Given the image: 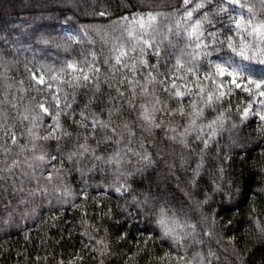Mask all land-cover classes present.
<instances>
[{"label": "clouds", "instance_id": "obj_1", "mask_svg": "<svg viewBox=\"0 0 264 264\" xmlns=\"http://www.w3.org/2000/svg\"><path fill=\"white\" fill-rule=\"evenodd\" d=\"M107 4L99 12L89 11L90 5L99 7L96 0H48L41 5H60L47 17L54 21L64 14L63 24L29 33L31 42L55 50L57 72L65 70L62 82L52 81L51 74L46 77V83L59 88L58 97L31 84L30 76L14 80L8 65L0 67V224L19 229L48 204H73L81 195L73 182L76 177L85 188L81 210L88 206L89 186L106 189L105 199L107 192L115 193L125 210L142 215L161 242L184 254L179 264H247L237 241L221 235L224 227L216 217L221 206L235 207L246 199L239 178L243 173L236 171L233 160L252 147L241 130L251 116L241 120L237 109L248 103L232 106L229 98L237 89L227 92L230 84L217 75L216 67L238 68L244 80L264 79V35L256 31H264V0ZM125 8L130 17L112 19ZM105 15L107 23L81 24L83 16ZM218 24L224 28H215ZM117 46L127 52L123 67L113 60ZM69 62L81 68L92 63L99 72L88 81L75 79L76 74L67 71ZM220 84L227 94L220 95ZM102 85L113 92L105 93ZM82 89L87 90V102L76 113L73 105ZM177 90L183 93L179 97ZM99 95L106 100L96 111L92 104ZM225 134L226 139H217ZM259 134L264 137V124ZM257 166L264 173V156L252 167ZM97 175L100 180H95ZM251 187L264 196V187ZM111 215L110 209L102 210L101 218ZM79 223L84 226L81 235L95 240L90 251L99 264H105L102 258L117 256L106 226L88 217ZM245 223L243 251L247 242L264 244L260 199L253 197ZM101 228L103 235H98ZM167 264L176 262L168 256Z\"/></svg>", "mask_w": 264, "mask_h": 264}, {"label": "trees", "instance_id": "obj_2", "mask_svg": "<svg viewBox=\"0 0 264 264\" xmlns=\"http://www.w3.org/2000/svg\"><path fill=\"white\" fill-rule=\"evenodd\" d=\"M47 2L48 0H0V32L4 33V37L7 39L18 33L24 34V37L28 39L26 44L30 46L31 51L35 52L34 56H28L24 52L25 47L11 51L9 46L4 43V39L0 41V67L8 65L10 76L14 80L22 81L28 76L32 77L33 68L59 67V60L55 58L54 54L55 50L45 45H37L29 39V33L33 30L51 29L57 23H64L63 12L60 13L58 21L47 18L54 8L60 7V5H54L49 9L41 7ZM96 2L99 7L90 5L89 11L95 8L99 12L108 7L107 0L105 3H100V0H96ZM132 11L135 12L138 9L134 8ZM124 15L130 17L132 13L125 8L123 12L114 15L112 19H119ZM108 21L107 15L95 18L81 17V24H100ZM6 28L9 29V36L8 33H5ZM215 28L223 29L224 25L218 24L215 25ZM215 28L210 30H215ZM149 59L152 63L156 62L154 56H150ZM13 62H15V67H12ZM101 67L105 66L101 65ZM257 75L261 74L257 73ZM30 83L38 88H44L42 85H37L32 79ZM124 87L121 85L122 89ZM102 88L105 93L113 92L107 85H102ZM49 91H55V88L52 87ZM236 91L237 95L229 98L233 107L253 100V97L239 89ZM30 95H35V93H30ZM86 95H88L87 90L82 89L77 96L78 102L73 105L76 113H79L81 107L87 102ZM105 100L106 96L99 95V99L92 104L93 109L100 111ZM102 115L104 114L102 113ZM74 118L79 120L80 117L76 115ZM47 122L50 123V119ZM65 122L70 125L72 130H75V125H71V122L67 120ZM261 124L264 122L260 121L257 116H251L246 124L241 126L245 138L252 144V147L246 154H237L233 160L236 171L243 173L239 178L244 180L246 199L240 201L235 207L221 206L216 217L224 227L221 235L226 239L237 241L239 249L247 258V264H264V244L252 246L251 242H247V251H243L246 241L242 234L246 229L245 213L252 204L253 197L264 203V196L260 192L253 191V187H251L253 185L257 189L264 187V183H262L264 173L260 172L259 166L252 167L264 156V137L259 134ZM217 139H226V134ZM110 147L109 145L108 150ZM242 156L244 157L243 162ZM100 178L97 175L95 180H100ZM73 182L81 193L73 204L57 205L53 202L39 210V216L34 223L25 224L19 229L4 228L5 230L0 232V264H71L72 261H77L78 264H99L97 254L90 251L95 240L90 241L86 236L81 235L84 226L79 221L82 217H88L93 224L106 226L109 230V239L114 245L113 251L117 253V256L102 258L105 259V264H167V258L161 259L165 257V253H169L172 261L179 264V259L184 254L169 242H161L142 215L132 208L125 210V202H118L115 193L107 192L108 198L105 199L103 194L107 191L106 189L89 186L87 188L89 203L85 210H81L78 206L85 202V188L78 183L76 177H73ZM98 197L100 198L99 202L92 203ZM109 209L112 213L111 217L102 219V210L108 211ZM98 235H103L102 228ZM117 237L123 239H116ZM134 256L135 260H133Z\"/></svg>", "mask_w": 264, "mask_h": 264}, {"label": "snow or ice", "instance_id": "obj_3", "mask_svg": "<svg viewBox=\"0 0 264 264\" xmlns=\"http://www.w3.org/2000/svg\"><path fill=\"white\" fill-rule=\"evenodd\" d=\"M239 23V22H238ZM258 35H264V31L261 30V28L256 29ZM69 39H73V37L69 36ZM247 46H245L246 51ZM116 54L113 57L114 63L117 66L123 67L124 65V58L127 55V52L125 50H122L119 46L115 49ZM241 55L244 54V51L240 53ZM95 59V57H93ZM264 63V60L261 61ZM39 71L43 74L36 75L33 74L31 79L35 81L37 85H43L44 88H48V90L52 89V83L47 82L46 83V77L48 75H52V81H58L62 82L65 74L64 69H60L58 72L55 68H50L48 66H41ZM67 71L69 73H74L75 79H83L84 81H88L93 73L99 72V68H96L94 64L89 63L86 68H81L77 64H74L72 62H69L67 64ZM216 72L219 77H221L223 80L227 81L230 84V88L227 90L228 93H230L233 90L239 89L242 90L244 93L248 94L250 97H253V100H251L246 106H243L242 111L240 109H237V111L240 112V118L241 120H247L250 116H257L260 121L264 122V79H253L248 78L247 80H244L240 76V70L238 68H226L220 65H217ZM173 80L176 78L173 77ZM207 79V77H205ZM131 83V81H129ZM217 87L220 89V95L227 94L226 91L223 88V84L217 85ZM200 91H203V89H200ZM54 95V97H58L59 88H55V91H51ZM183 93L180 90L176 91V95L179 97ZM208 101H212V95L209 94ZM257 104L259 105L257 107ZM41 110L46 111V105L42 102L41 103ZM93 124L95 121L92 122ZM92 124H89V127H91ZM212 129L210 128V132ZM13 142H15V136L13 135L11 137ZM211 255V253H210ZM168 256H170L169 253H165V257H162L161 259H165Z\"/></svg>", "mask_w": 264, "mask_h": 264}, {"label": "rangeland", "instance_id": "obj_4", "mask_svg": "<svg viewBox=\"0 0 264 264\" xmlns=\"http://www.w3.org/2000/svg\"><path fill=\"white\" fill-rule=\"evenodd\" d=\"M61 24H63V23H61ZM8 32H9V29L6 28L5 33H8ZM67 34L75 35V33H66L65 35H67ZM8 36H9V33H8ZM2 39H4V43H5L6 45L9 46V48H10L11 51L16 50V49H18V48H23V47H25L26 49L24 50V52H25L28 56H34V55H35V52L31 51V50H30V46H28V45L26 44V42L28 41V39L24 37V34L21 35V33H18V34H16L15 36H10V37L7 39V38L4 37V33L2 34V33L0 32V41H1ZM24 39H27V40L25 41ZM2 41H3V40H2ZM213 59H216V57H213ZM242 67H243V66H242ZM33 74L41 75V74H43V73H41V72L39 71V68H33V69H32V75H33ZM256 75H257V73H256ZM257 76H259V75H257ZM42 86H43V85H42ZM43 87H44V86H43ZM16 219H17V222H18L19 218L17 217ZM35 220H36V219H34V220H28V219H26L24 225H25V224H31V223H34ZM4 228L9 229V228H13V227H7V226H5V225L0 224V232H1L2 230H5Z\"/></svg>", "mask_w": 264, "mask_h": 264}]
</instances>
